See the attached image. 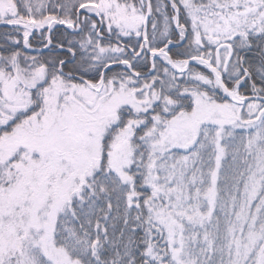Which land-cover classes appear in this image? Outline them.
<instances>
[{"label": "snow or ice", "instance_id": "1", "mask_svg": "<svg viewBox=\"0 0 264 264\" xmlns=\"http://www.w3.org/2000/svg\"><path fill=\"white\" fill-rule=\"evenodd\" d=\"M0 25V264H264V0H0Z\"/></svg>", "mask_w": 264, "mask_h": 264}, {"label": "trees", "instance_id": "2", "mask_svg": "<svg viewBox=\"0 0 264 264\" xmlns=\"http://www.w3.org/2000/svg\"><path fill=\"white\" fill-rule=\"evenodd\" d=\"M154 2H155V0H154ZM168 11H169V13H171V8H169ZM181 23H185L183 14L181 15ZM161 25H162V21H161ZM7 30H8L7 28L0 27V35H2ZM171 38L173 39L174 42L176 40H178V33H177V30L175 28H173V30H172V37Z\"/></svg>", "mask_w": 264, "mask_h": 264}, {"label": "rangeland", "instance_id": "3", "mask_svg": "<svg viewBox=\"0 0 264 264\" xmlns=\"http://www.w3.org/2000/svg\"><path fill=\"white\" fill-rule=\"evenodd\" d=\"M230 162H231L230 157H228V158H226V160H225L224 162H222V163L227 164V163H230Z\"/></svg>", "mask_w": 264, "mask_h": 264}, {"label": "water", "instance_id": "4", "mask_svg": "<svg viewBox=\"0 0 264 264\" xmlns=\"http://www.w3.org/2000/svg\"><path fill=\"white\" fill-rule=\"evenodd\" d=\"M0 27H4V28H6V26H4V25H0Z\"/></svg>", "mask_w": 264, "mask_h": 264}]
</instances>
